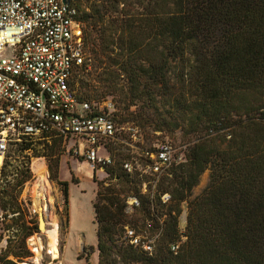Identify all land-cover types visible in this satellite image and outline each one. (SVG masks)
Returning a JSON list of instances; mask_svg holds the SVG:
<instances>
[{
	"label": "trees",
	"instance_id": "obj_1",
	"mask_svg": "<svg viewBox=\"0 0 264 264\" xmlns=\"http://www.w3.org/2000/svg\"><path fill=\"white\" fill-rule=\"evenodd\" d=\"M71 5L91 62L78 78L81 99L91 101L87 93H140L138 99L153 111L120 117L119 124L145 128L149 119L158 124L155 131H179L189 142L186 161L159 180L153 198L140 193L137 177L105 170L116 183L101 187L93 204L98 264H264V0H71ZM61 143L52 140L54 147ZM35 146L18 145L8 156L13 163L1 169V180L11 177V184L7 189L0 184V215L14 224L25 217L19 198L32 179L29 162L20 157ZM48 168L61 187L68 221V183L58 180L59 160ZM207 170L208 187L190 200ZM130 194L140 199L135 213L144 225L152 219L159 229L158 219L163 220L152 255L124 240L126 228L138 221L125 213ZM164 195H170L169 204L162 203ZM184 203L188 215L181 230ZM20 228L24 236L15 248L20 252L13 255L24 259L31 256L26 240L39 229L26 222ZM179 242L175 254L172 246Z\"/></svg>",
	"mask_w": 264,
	"mask_h": 264
},
{
	"label": "built area",
	"instance_id": "obj_2",
	"mask_svg": "<svg viewBox=\"0 0 264 264\" xmlns=\"http://www.w3.org/2000/svg\"><path fill=\"white\" fill-rule=\"evenodd\" d=\"M89 61L82 24L71 0H0V171L13 147L26 143L33 147L53 138L74 141L70 151L95 172L116 167L117 146L137 149L141 134L136 124L119 125L112 106L105 109L81 99L78 78L84 66L89 70ZM102 148L109 156L100 155ZM186 148L169 139L158 141L140 154L129 152L120 163L121 171L140 179V193L153 198L159 180L186 161ZM170 200V195L162 197L164 205ZM124 204L127 215L141 206L134 194L126 196ZM44 213L48 232H34L27 238L26 248L34 257L40 255L39 264H44L45 258L46 264H61L59 221L58 256L54 258L48 233L55 225L48 207ZM158 222L159 229L152 219L146 220L147 237L127 227L124 240L152 255L162 232L163 220ZM180 245H173L172 252L178 253ZM29 259L11 258L7 264H33L34 258Z\"/></svg>",
	"mask_w": 264,
	"mask_h": 264
},
{
	"label": "rangeland",
	"instance_id": "obj_3",
	"mask_svg": "<svg viewBox=\"0 0 264 264\" xmlns=\"http://www.w3.org/2000/svg\"><path fill=\"white\" fill-rule=\"evenodd\" d=\"M87 58H90V54L87 53ZM90 62V61H89ZM91 64V62H90ZM91 67V66H90ZM82 94V93H80ZM85 95V93H83ZM92 95V100L88 101L93 105L98 104L105 109L112 106L114 114L119 118H132L133 114L141 115L147 111H153L147 103L138 99L140 93H87ZM155 119V118H152ZM151 119V120H152ZM154 122V121H153ZM119 125H135V122L126 121ZM158 124H151L148 119V125L145 128L137 126L140 130V139L136 142L137 149H131L124 145L117 146L114 152V158L116 159V167L113 170L116 173L124 174L121 171L120 163L126 157L129 152L140 154L143 149H149L154 146L158 141H163L167 138L172 140L177 146H186L188 140L183 138L181 133L177 131L172 134L171 132H159L155 131V127ZM74 141L67 139L66 142L62 141L60 146H52V141L39 142L35 146V150L28 151L22 156L21 160L29 162V167L32 173V179L27 182L22 190L19 201L22 203L25 209L24 219L18 223H13V218L4 217L0 219V264H5L7 261H11V258L17 259L13 255V252H20L15 249L19 246L24 234L20 231V226L23 223H27L28 226H38L39 233L45 234L46 231L40 230L39 225V211L36 204L40 203L43 207H48L49 217L54 225H58L59 221V244H60V262L61 264H87L88 258L89 264H98V250H97V226L95 223V214L93 204L96 200L97 193L101 187H114L116 180L104 171H93L92 168L84 163L83 160L76 158L70 151ZM13 147L4 157L1 162V169L5 162L12 161V158L8 157L14 155ZM40 153V155H46L47 157L35 158L34 154ZM80 157L84 154V147L81 144L79 147ZM109 153L102 148L100 155L109 156ZM28 157L30 161H28ZM59 160L58 180L68 183V221L65 213V203L61 192V187L51 179V172L48 166L52 168L55 165V161ZM40 161V162H39ZM36 164L45 165L48 170V178L54 186L52 190L48 184L37 173ZM14 165L17 163L14 162ZM212 171L207 170L200 178L199 184L193 189L190 200H194L200 196L210 183ZM9 175V174H8ZM108 175V176H107ZM9 177V176H8ZM0 171V184L4 189L8 188L11 184V177L1 180ZM76 181V183L74 182ZM183 213L180 216V229L186 228V219L188 215V204L182 205ZM44 219L46 217L43 213ZM129 220L138 219L134 225H129L128 228L136 229L137 233L141 237H147L149 232H146L144 222L139 214L133 213L128 215ZM57 220V222H56ZM46 221V219H45ZM47 224V223H46ZM135 227V228H133ZM55 228H58L56 226ZM55 231V229H54ZM50 232V234L54 233ZM155 244V243H154ZM32 258L34 255L30 252ZM30 257H26L23 260H32ZM45 258L44 264L47 263Z\"/></svg>",
	"mask_w": 264,
	"mask_h": 264
},
{
	"label": "bare ground",
	"instance_id": "obj_4",
	"mask_svg": "<svg viewBox=\"0 0 264 264\" xmlns=\"http://www.w3.org/2000/svg\"><path fill=\"white\" fill-rule=\"evenodd\" d=\"M36 168H37V170H36L37 173L43 179V181H45L48 184V186L52 190H54V186H53L52 182L50 181V179L48 178V170H47L46 166L45 165H41V164H36ZM36 207H37V210L39 212H42L43 211V208L44 207L40 203L37 202ZM47 225L48 224H46V221H45L44 225L42 226V228L44 229V231H46ZM56 226H58V225H56ZM56 235H58L57 234V228H55L54 233L50 234V239H51V241H50L51 243L50 244L53 247L52 250H53V256H54V258H56L58 256V254L56 252V243H57ZM39 262H40V255L38 254L36 257H34L33 264H39Z\"/></svg>",
	"mask_w": 264,
	"mask_h": 264
},
{
	"label": "water",
	"instance_id": "obj_5",
	"mask_svg": "<svg viewBox=\"0 0 264 264\" xmlns=\"http://www.w3.org/2000/svg\"><path fill=\"white\" fill-rule=\"evenodd\" d=\"M63 3H66L67 0H62ZM46 207L43 208V211L39 213V225H40V230L43 231L44 229L42 228V226L44 225L45 223V219H44V215L43 213L46 211Z\"/></svg>",
	"mask_w": 264,
	"mask_h": 264
}]
</instances>
